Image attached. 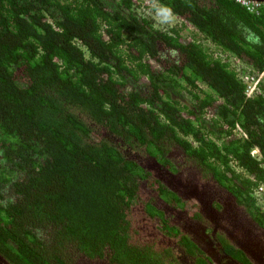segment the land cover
Here are the masks:
<instances>
[{
    "label": "trees",
    "instance_id": "trees-1",
    "mask_svg": "<svg viewBox=\"0 0 264 264\" xmlns=\"http://www.w3.org/2000/svg\"><path fill=\"white\" fill-rule=\"evenodd\" d=\"M155 1L261 74L256 88L247 94L202 37L155 26L136 0H0V249L17 264L102 252L80 240L134 212L142 180L161 189L130 148L176 170L167 153L179 144L204 175L259 208L252 190L264 182V0L255 10L238 0ZM206 112L220 142L201 128Z\"/></svg>",
    "mask_w": 264,
    "mask_h": 264
},
{
    "label": "rangeland",
    "instance_id": "rangeland-1",
    "mask_svg": "<svg viewBox=\"0 0 264 264\" xmlns=\"http://www.w3.org/2000/svg\"><path fill=\"white\" fill-rule=\"evenodd\" d=\"M135 9L138 12H141L142 14L146 15L147 17L152 18L154 25L157 27H161L165 30H172V28L174 27L177 28L183 35H193L197 37H202V40L204 41V46L209 51L215 50L221 56L225 57L229 61L230 65H232L238 71V73L244 80L245 71L251 70L246 65V63L240 60L232 52L216 50L215 45L209 40V38H204L200 33L195 31V29L190 26H183L178 18H176L169 11L161 7L157 1L136 0ZM260 75L261 74H259V76ZM252 82L254 81H251V83ZM211 117H214V114L211 112H206L203 113L202 118H198V120L202 125H204H201V128L206 131L207 136L217 142H220V139L216 137L217 131L215 129L214 131L209 130V127H213V121L211 120ZM235 130L236 132H239L238 126H236ZM185 136L187 139L192 141V143H197L195 142L196 139L193 136ZM256 149L258 148L256 147ZM128 151L131 152L133 155H137L136 157L141 165H144L147 169L152 170V176L158 178L157 183H161V189L159 190L156 185V182L154 181L152 182L150 180H142L139 189L140 196H143L141 200L142 203L139 202L138 204L133 206L135 212H132L131 208L125 210L129 213L127 215H124V219L121 220L119 225H106L105 231H99L98 236L96 237L88 236L86 239L80 240V244H85L88 247H85L86 249L95 252L101 251L106 244H109L111 246V257L109 261L111 263L115 262L117 264H178L177 254L172 252L173 248H175L176 242L178 241L173 237V233H175V227L174 225H172L171 222L165 219V210H171V206L174 205H186V200H184V197H194V194H190V196H187L183 187L179 186L175 181L181 179L183 180L184 178L194 181L195 184H199L205 181V186L209 189H213V191L217 190L218 187L221 188V186H224L227 189L228 187L224 183L217 180V178L214 177L212 173L204 175L202 169H200L195 163H193L192 160L187 161L185 159V156L183 155V149L179 146V144H177V146H173L169 153H167L169 159L167 163L171 161V157L173 160H179L180 164L178 165L176 170L171 169L170 166L169 168L166 167L164 165V161L156 159L154 155H142V153H140L137 148H130L126 152L128 153ZM253 152H255V155L253 156L259 155L257 153V150ZM154 160L158 164L164 165L165 168L161 165L155 167ZM237 170L239 172L243 171V169L239 167H237ZM255 186L256 184L253 186V188ZM175 189L180 194H178ZM145 199H149L151 201L149 202V204H147L148 210L150 212L145 213L146 215H142V218L144 216H147V220L153 221L154 230L156 232H161L164 234L163 237L160 236L161 243H159V239H157L154 244L144 243L138 239L139 237H141V226L143 225L144 228V221L141 220L142 218L140 217V215L144 214L143 201ZM194 199L195 198H191L193 206L196 204L194 202ZM187 206L188 208L192 207L190 204H187ZM160 209L164 213H162ZM127 218H129V220ZM169 234H171L172 236H170ZM175 234L177 236L178 233ZM111 235L115 237L117 241L116 243L111 238ZM142 239L143 238H141V240ZM182 242H184V240H182ZM61 256H63L61 264H68L71 255L68 257L65 251ZM31 263L37 264V262L32 259ZM51 263L58 264L57 260H51Z\"/></svg>",
    "mask_w": 264,
    "mask_h": 264
},
{
    "label": "flooded vegetation",
    "instance_id": "flooded-vegetation-1",
    "mask_svg": "<svg viewBox=\"0 0 264 264\" xmlns=\"http://www.w3.org/2000/svg\"><path fill=\"white\" fill-rule=\"evenodd\" d=\"M159 165L161 164L154 160V166L158 167ZM161 166L164 167V165ZM175 182L183 187L187 196L194 194V197H184L186 205H174L171 206V210H165V219L174 225L177 229L175 231L179 232L177 236L173 233V237L176 236L175 239L178 241L172 250V252L177 254L178 264H226L218 260L217 253H214L212 247H210L214 243V239L217 236L219 237L222 232L229 240L233 241L232 244L238 249L236 257L240 260V264H250L249 261L253 263L254 259H263L264 223L261 219H264V211L260 207L247 206L246 203L240 201V198L236 196L232 189H227L224 186L218 187L217 190L213 191V189L205 186V181L195 184L194 181L184 178ZM175 191L180 194L176 189ZM191 198H195L196 206L192 205ZM187 204L192 207L188 208ZM249 212H255L256 217ZM143 215L146 214L144 213ZM140 217L142 218V214ZM146 217L144 216L141 219L144 221V228L142 225V230L140 231L143 242L154 244L159 239V243H161L160 236L163 237L164 234L156 232L153 227V221L147 220ZM142 233H145L144 236ZM180 234L187 235L193 246L195 243L198 246L206 245H202L204 246V252L194 251L193 246L191 250L185 249L179 242L182 241ZM147 235L150 238H144ZM169 235L172 236L171 234ZM110 252L111 247L106 244L102 252L93 253L92 255L82 252L73 260L69 259L68 264H117L109 261ZM203 253L204 255H202ZM228 263L232 264L229 261ZM0 264L17 263L0 249Z\"/></svg>",
    "mask_w": 264,
    "mask_h": 264
},
{
    "label": "crops",
    "instance_id": "crops-1",
    "mask_svg": "<svg viewBox=\"0 0 264 264\" xmlns=\"http://www.w3.org/2000/svg\"><path fill=\"white\" fill-rule=\"evenodd\" d=\"M251 215H253L254 217H256V213L255 212H249ZM262 222L264 223V219H261ZM201 242V241H199ZM233 241L229 240V238L226 237V235L224 234V232H222V234L218 237H216L214 239V243H212L210 245V247H212L214 253H217V257L219 258V261L225 262L226 264H229L228 261L232 264H236L239 263L240 264V260L237 259L236 255L238 254V249L234 247V245L232 244ZM202 244V243H201ZM204 245V244H202ZM198 246V244L195 243L194 247V251L198 252V251H203L204 246ZM204 252V251H203ZM190 254V253H189ZM196 254V253H195ZM204 255V253L202 254ZM250 264H263L264 263V256L263 259H259V260H253V263L251 261H249ZM247 263V262H245Z\"/></svg>",
    "mask_w": 264,
    "mask_h": 264
},
{
    "label": "built area",
    "instance_id": "built-area-1",
    "mask_svg": "<svg viewBox=\"0 0 264 264\" xmlns=\"http://www.w3.org/2000/svg\"><path fill=\"white\" fill-rule=\"evenodd\" d=\"M240 1L242 4L246 5V7L250 10H255L257 4L259 3V1L256 0H238ZM247 72V73H246ZM256 74L253 73L251 70H247L245 71V83H246V93L249 94L251 93L254 88H256L257 85V81H258V76H255ZM251 81H254L251 83ZM259 154L258 149L252 148L250 150L251 154L255 155L256 151ZM259 156V155H258ZM252 195L255 199L256 204L264 211V182H258L256 184V186L253 189Z\"/></svg>",
    "mask_w": 264,
    "mask_h": 264
},
{
    "label": "clouds",
    "instance_id": "clouds-1",
    "mask_svg": "<svg viewBox=\"0 0 264 264\" xmlns=\"http://www.w3.org/2000/svg\"><path fill=\"white\" fill-rule=\"evenodd\" d=\"M259 151V150H258ZM251 153V152H250ZM251 155H253V154H251ZM254 189V188H253ZM253 191V190H252Z\"/></svg>",
    "mask_w": 264,
    "mask_h": 264
}]
</instances>
